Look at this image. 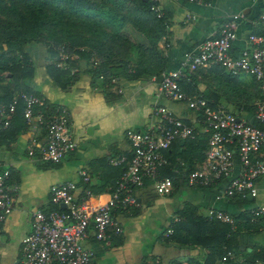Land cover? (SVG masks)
Masks as SVG:
<instances>
[{
	"label": "crops",
	"instance_id": "0c3cea01",
	"mask_svg": "<svg viewBox=\"0 0 264 264\" xmlns=\"http://www.w3.org/2000/svg\"><path fill=\"white\" fill-rule=\"evenodd\" d=\"M124 6L122 32L135 46L123 57L135 65V78L115 79L107 87L101 79L93 78L91 68L82 58L72 65L70 75H55L51 73L52 60L45 48L35 43L23 49L28 63L23 71L17 68L10 71L13 75L7 69L0 71V98L15 94L14 86L41 98L48 109L64 114L68 132L76 143L74 151L60 163L45 165L28 154V149L35 152L43 145L42 130L27 127L20 120L0 134V162L8 170L10 184L18 186L13 209L0 227V264H16L21 241L30 229L32 212L51 209V186L70 182L76 196L87 186L91 190L90 206L108 200L122 170L111 166L110 161L130 155L124 132L145 130L152 122L153 108L164 107L186 123L195 122L194 114L184 104L156 94L157 77L178 69L184 54L205 39L217 36L234 14H242L243 20L238 23L230 45L232 58L249 49V34L264 33L258 23L261 0H208L201 5L164 0L158 5L162 25L157 28L149 14L138 15L131 0H125ZM141 18L147 24L138 22ZM150 32L160 35L157 58L151 57L147 49L146 36ZM161 67L162 71L155 76ZM183 90L203 94L205 102L227 111L253 104L258 95L249 77L227 78L215 68L200 69L193 87L183 85ZM252 115L239 112L238 120L251 121ZM185 145L172 144L170 149L176 155L171 156L173 169L170 174L169 168L161 170V177H173L167 195H158L151 183H145L133 190L134 206L113 213L121 227L119 236L102 243L88 231L82 246L90 252L92 264H264V217L253 223L247 218L249 209L264 207V175L254 183V196L244 202L223 197L225 181L215 187H188L184 182L185 169L194 164L196 154L187 153ZM80 173L88 178L87 182L81 180ZM209 211L224 212L234 218L231 249L218 246L219 225L211 223ZM172 225L176 226L173 240L164 236ZM225 252H230L231 257L224 259Z\"/></svg>",
	"mask_w": 264,
	"mask_h": 264
},
{
	"label": "built area",
	"instance_id": "2783aa9c",
	"mask_svg": "<svg viewBox=\"0 0 264 264\" xmlns=\"http://www.w3.org/2000/svg\"><path fill=\"white\" fill-rule=\"evenodd\" d=\"M163 1L151 0L149 10L156 18L160 17L158 5ZM172 1L201 5L208 0ZM261 5L258 23L264 28V0H261ZM241 20L242 14L232 15L221 26L217 36L205 39L184 54L178 69L163 74L156 85L157 95L184 104L194 114L195 122L186 123L168 109L158 106L152 109V122L145 130L125 131L130 155L110 161L111 166L122 167V170L108 200L102 205L90 206L88 198L91 194L87 190L83 191V197L77 199L75 186L70 182L51 186V209L32 212L30 229L21 241L16 264H92L90 252L82 246L89 230L97 242L104 243L119 236L121 227L113 213L134 206L133 190L142 187L145 181L151 183L158 195L164 196L170 192L172 182L161 177V169L168 166L165 153L176 141H193L200 136L204 138L203 159L186 175L188 187H215L225 181L223 197L254 196V183L264 175V129L242 120L236 121L232 114L208 106L200 96L187 94L180 87V81L188 82L195 72L212 66L222 68L225 74L232 77H250L259 91L253 118L264 125V33L249 34V49L242 50L232 58L229 49ZM58 59L56 67L65 69L67 56L62 49L58 50ZM90 62L92 66L98 64V60L93 58ZM110 83L113 84L114 79ZM18 103L22 106L21 117L25 125L38 128L45 134L42 146L35 152L28 149V154L34 155L38 163L56 165L74 151L76 143L68 132L67 118L58 110L48 109L41 98L32 94L17 93L7 104L0 102V134L9 127ZM80 176L84 183L88 181L83 173ZM17 190L18 186L10 184L8 170L0 162V227L13 209ZM261 217H264L262 206L247 211L251 223ZM208 218L226 225L229 233L236 226L234 218L224 212L209 211ZM171 233L170 226L164 236L169 237ZM230 257V252L224 253V259Z\"/></svg>",
	"mask_w": 264,
	"mask_h": 264
},
{
	"label": "trees",
	"instance_id": "16d2710c",
	"mask_svg": "<svg viewBox=\"0 0 264 264\" xmlns=\"http://www.w3.org/2000/svg\"><path fill=\"white\" fill-rule=\"evenodd\" d=\"M20 2L27 8V13L24 15L11 10L12 14L16 17L15 19L18 21V27H15V30H12L8 24L0 21V71L7 69V71L10 72L17 70V68H19L20 71H23L25 67L28 66L27 57L23 52V49L27 45L35 43L40 44L45 48L48 56L52 60L51 73L55 75H70L72 65H75L77 59L82 58L91 68L93 78L101 79L103 84L107 87L113 85L110 83L111 79H114L115 81V79L118 80L119 78L136 77L135 65L132 64L130 59H125L123 57L126 52L131 51L135 46L129 42L125 32H122V29L125 26L124 15L122 14L123 9H125V0H20ZM131 4L132 8L138 12V15L149 14L155 27L157 25H162L161 16L156 18L155 14L149 10L152 5L151 1L131 0ZM138 22L143 25L147 24L146 20L143 18L139 19ZM147 31H145L146 34ZM159 37L160 35L157 34V32H150L149 35L146 36L148 40L147 49L153 58L159 57L156 50V43ZM138 45L140 48L142 47L141 43ZM59 49H62V52L67 56V67L65 69L56 67V64L59 61ZM91 58L98 60L96 66H92V63L90 62ZM212 68L219 69L227 78L237 79L240 77L229 76L224 73L222 68L217 66H212L207 70ZM162 69L163 67L159 68V71L155 73V76H158ZM197 72L191 76L188 82L180 81V87L182 90L183 85L193 87ZM250 79L254 82L257 94L259 95L256 82L252 78ZM13 90L17 93H26V90L17 89V86H14ZM16 92L14 93L16 94ZM13 95L11 94L0 98V102L7 104L12 99ZM190 95L200 96L206 101L203 94L194 93ZM206 104L214 108L207 102ZM254 104L255 102L253 104H246L236 111H225L238 119L239 112L253 114L255 109ZM21 110L22 106L18 103L13 116L10 118V125L7 130L12 124L16 123L15 121L21 120L22 124H24L21 117ZM195 115L198 117L197 119H200L198 114ZM248 122L258 129H264V125L258 123L254 118ZM175 143L186 144L185 150L187 153L191 151L193 154H196L194 164L192 166L188 164L190 166L185 169V182L187 173L203 159V152L205 150L204 138L200 136L193 141H176ZM172 155L176 157L174 149H170L165 153L168 166L164 168H169L167 169L168 174L171 173ZM169 177L172 180L173 177ZM148 182L149 181H145L144 184ZM84 190L89 191L91 194V190L87 186H83L77 199L84 196ZM231 199L244 202L247 198L246 196H236ZM211 223L219 225L220 232L218 235L219 239L217 240L218 246H223L225 249H231L229 241L232 232L229 233V229L226 225L215 220H211ZM171 228L172 233L168 238L173 240V233L176 226L172 225ZM228 233L229 236L226 238Z\"/></svg>",
	"mask_w": 264,
	"mask_h": 264
},
{
	"label": "rangeland",
	"instance_id": "374dc122",
	"mask_svg": "<svg viewBox=\"0 0 264 264\" xmlns=\"http://www.w3.org/2000/svg\"><path fill=\"white\" fill-rule=\"evenodd\" d=\"M26 15L27 8L20 0H0V21L9 25L12 30L18 27V21L12 11Z\"/></svg>",
	"mask_w": 264,
	"mask_h": 264
},
{
	"label": "water",
	"instance_id": "95a60500",
	"mask_svg": "<svg viewBox=\"0 0 264 264\" xmlns=\"http://www.w3.org/2000/svg\"><path fill=\"white\" fill-rule=\"evenodd\" d=\"M162 79V76L157 77V81L160 82V80ZM236 121H239L238 119H236ZM249 196H247L246 198L248 199ZM62 209L64 208L63 206H60Z\"/></svg>",
	"mask_w": 264,
	"mask_h": 264
}]
</instances>
